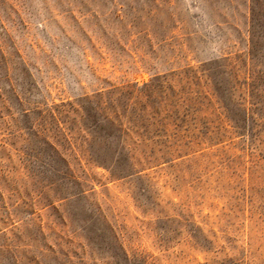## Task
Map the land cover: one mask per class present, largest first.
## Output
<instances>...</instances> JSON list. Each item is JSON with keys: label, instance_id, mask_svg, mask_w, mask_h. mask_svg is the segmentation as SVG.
Masks as SVG:
<instances>
[{"label": "rangeland", "instance_id": "rangeland-1", "mask_svg": "<svg viewBox=\"0 0 264 264\" xmlns=\"http://www.w3.org/2000/svg\"><path fill=\"white\" fill-rule=\"evenodd\" d=\"M0 264H264V0H0Z\"/></svg>", "mask_w": 264, "mask_h": 264}]
</instances>
